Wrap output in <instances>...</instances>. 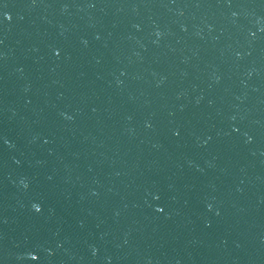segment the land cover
Masks as SVG:
<instances>
[{"label": "water", "instance_id": "obj_1", "mask_svg": "<svg viewBox=\"0 0 264 264\" xmlns=\"http://www.w3.org/2000/svg\"><path fill=\"white\" fill-rule=\"evenodd\" d=\"M0 264H264V0H0Z\"/></svg>", "mask_w": 264, "mask_h": 264}]
</instances>
